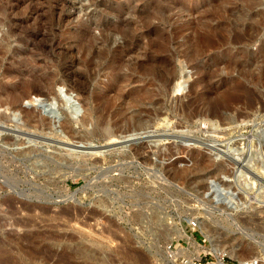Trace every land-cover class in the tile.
I'll list each match as a JSON object with an SVG mask.
<instances>
[{"label":"rangeland","instance_id":"374dc122","mask_svg":"<svg viewBox=\"0 0 264 264\" xmlns=\"http://www.w3.org/2000/svg\"><path fill=\"white\" fill-rule=\"evenodd\" d=\"M1 101L0 264L264 256V0H0Z\"/></svg>","mask_w":264,"mask_h":264},{"label":"bare ground","instance_id":"6f19581e","mask_svg":"<svg viewBox=\"0 0 264 264\" xmlns=\"http://www.w3.org/2000/svg\"><path fill=\"white\" fill-rule=\"evenodd\" d=\"M104 28V27H103ZM105 31V30H104ZM105 33V32H104ZM19 40H21V39H19ZM102 50V49H101ZM197 51V50H196ZM87 53V52H86ZM102 53V52H101ZM84 55H85V53H84ZM192 56V55H191ZM78 61V60H77ZM172 75H174V74H172ZM167 77V76H166ZM162 79H164V78H162ZM160 80V79H159ZM167 81V80H166ZM45 83L44 84H42L41 86H38V85H35V84H26V91H24V92H22V93H19V94H14V95H12L11 96V98H10V100H8L7 101V103H10L11 104V106L13 107V108H15V109H23L22 107V102H23V100L25 99V98H28V99H30L31 101L32 100H34V99H36V98H39V97H43L44 98V100L42 101L43 102V108L45 109V112H47V115H48V120H49V122H47L46 120H47V118H45L44 119V117L43 118H40V116H38L37 114H35V113H33V112H28V111H24V110H26V109H24L22 112H23V114H24V116H25V118H27L26 120L28 121V122H30V124H34V125H37V124H39V123H43V122H45L46 121V123H52V122H56V118H57V111L56 110H54V109H52L51 108V106L54 104V100H55V98L53 97V98H50V96H51V94L53 95L54 93H55V90H54V83H55V81L52 79V78H48L47 79V82L46 81H44ZM75 84V83H74ZM68 87H70V86H68ZM75 87V86H74ZM80 89V88H79ZM84 90V89H83ZM68 91L71 93L72 92V88L70 87L69 89H68ZM191 92V91H190ZM35 94V96H33ZM58 97L60 96V94L59 95H57ZM56 97V96H55ZM62 98V97H61ZM64 98V100H65V102H67L68 104H69V110H70V112H71V114H74V115H76L78 112L80 113V110H81V107H80V105L78 104V103H76L75 101H72V97H71V95L70 96H64L63 97ZM86 98V97H85ZM41 99V98H40ZM39 99V100H40ZM105 99V98H104ZM42 100V99H41ZM0 103H3V104H5L6 102H4V101H1ZM240 110V109H239ZM159 111V110H158ZM93 112V111H92ZM160 112H161V110H160ZM158 113V112H157ZM222 113L223 112H221L220 110H218V109H216V108H213V107H210L209 105H208V107H206V109H204V111L202 112V111H195V113L193 112V113H190L191 114V116L192 115H201V117L204 115V116H206L205 117V119H207V117H209V116H219L220 114L222 115ZM45 115H46V113H44ZM128 114H129V112H128ZM160 114V113H159ZM224 114V113H223ZM73 115V116H74ZM84 116V115H83ZM87 116V115H86ZM127 116V115H126ZM190 116V115H189ZM224 116V115H223ZM246 116V115H245ZM88 117V116H87ZM198 117V116H197ZM196 117V118H197ZM200 117V116H199ZM83 118V117H82ZM86 118V117H85ZM89 118V117H88ZM210 118V117H209ZM90 119V118H89ZM101 119V118H100ZM200 119V118H199ZM85 120V119H84ZM225 120V119H224ZM223 120V121H224ZM124 121L126 122V125L128 124V126L129 127H137V126H140V125H142L141 124V121H140V119L139 118H137V117H135V116H133L132 114H129V116H127V117H125V119H124ZM201 121H203V120H201ZM62 122V121H61ZM100 122V121H99ZM159 122V121H158ZM84 123V122H83ZM211 122H209V124H210ZM29 124V123H28ZM54 124V123H53ZM104 124V123H103ZM208 124V121H204V127L205 126H207V125H209ZM49 125H51V124H49ZM61 126H63V127H67V128H69V127H72L68 122H62L61 124H60ZM124 125V124H123ZM165 125V124H164ZM39 126V125H38ZM40 127V126H39ZM67 128H66V130H67ZM105 128V127H104ZM108 129V128H107ZM68 131V130H67ZM76 133V132H75ZM109 133V132H108ZM112 133V134H111ZM111 133H109V134H107V136L109 135L110 137H111V139L112 140H114V137H113V132H111ZM253 138H258L259 140H261V142L262 141H264V129L263 130H261V128L260 129H258L257 130V132L255 133V135H253ZM246 141L245 142H243V143H241V144H243L244 145V147H242V152H241V150H240V152H241V154H238L237 153V155H239V157H240V155H241V157H243V155H244V153H245V149H246ZM22 149V148H21ZM33 148H31V147H27V148H24V150H23V152H29L30 150H32ZM239 149H241V148H239ZM138 150V149H137ZM20 152V151H19ZM22 152V151H21ZM238 152H239V150H238ZM28 154H30V153H28ZM140 154V153H139ZM20 155V154H19ZM26 155V154H25ZM54 156V155H53ZM58 156V155H57ZM56 156V157H57ZM247 156V155H246ZM249 156V155H248ZM248 156H247V158L246 157H244L243 159L242 158H240V160H238V162L236 161L235 163H240V164H242V165H240V166H237L236 168H238L239 170H241V173L242 172H245L244 171V169L242 168L243 166L245 167V165H243V164H245V163H247L246 165H250L251 163H250V159H252V158H248ZM252 157V156H251ZM248 159V160H247ZM252 162V161H251ZM248 165V166H249ZM84 166V165H83ZM248 171H251L250 169H248ZM238 173V172H237ZM247 173V172H246ZM248 173H250V172H248ZM247 173V174H248ZM253 173V172H252ZM228 180V179H227ZM228 183V182H227ZM234 192V191H233ZM230 192H228V194H229ZM209 194V193H208ZM225 193H222V195H224ZM232 193H230V195L229 196H232L231 195ZM237 193H235V195H236ZM211 195V194H210ZM221 195V194H220ZM221 195V196H222ZM238 195V194H237ZM219 197V196H218ZM229 198L227 197V200H228ZM230 199H231V201L233 200V196L232 197H230ZM229 199V200H230ZM223 200V201H222ZM222 200L219 202V206L218 207H222V205H224V204H228V203H231V201H226L225 199H223L222 198ZM235 200V199H234ZM236 201V200H235ZM235 201H233V202H235ZM223 202V204H221ZM233 202L231 203V208H233L234 207V205H233ZM239 201H237V202H235L236 204L238 203ZM234 203V204H235ZM239 206V205H238ZM237 206V207H238ZM225 207V206H224ZM227 207V206H226ZM229 207V206H228ZM240 207V206H239ZM32 209H34V207L32 208ZM234 209V208H233ZM236 209V208H235ZM67 213V212H66ZM93 217V216H92ZM182 234V233H181ZM183 235V234H182ZM263 244H264V242H263ZM214 246V245H213ZM195 247V246H194ZM169 249V248H168ZM182 249H184V248H182ZM213 249H215V248H213ZM181 250V249H180ZM179 251V250H178ZM181 251H183V250H181ZM170 253L171 254H173V255H178V253H176L175 251H174V249L173 250H170L169 249V257H170ZM188 255H190V254H188ZM170 259H172L171 257H170ZM173 260V259H172ZM174 263V262H173ZM3 264H8L6 261L5 262H3Z\"/></svg>","mask_w":264,"mask_h":264},{"label":"built area","instance_id":"2783aa9c","mask_svg":"<svg viewBox=\"0 0 264 264\" xmlns=\"http://www.w3.org/2000/svg\"><path fill=\"white\" fill-rule=\"evenodd\" d=\"M193 224L196 225L197 222L194 221ZM168 248L173 250V244H169ZM209 253L214 255L212 252ZM170 257L173 259L174 264H264V256L261 253L233 258L227 250L218 252L215 259L204 260L200 255H173L171 253Z\"/></svg>","mask_w":264,"mask_h":264}]
</instances>
